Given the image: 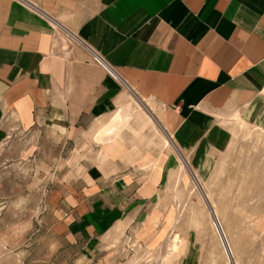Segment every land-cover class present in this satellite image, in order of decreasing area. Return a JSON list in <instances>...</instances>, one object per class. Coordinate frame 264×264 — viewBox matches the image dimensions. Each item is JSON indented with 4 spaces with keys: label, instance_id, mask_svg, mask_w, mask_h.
I'll list each match as a JSON object with an SVG mask.
<instances>
[{
    "label": "crops",
    "instance_id": "crops-1",
    "mask_svg": "<svg viewBox=\"0 0 264 264\" xmlns=\"http://www.w3.org/2000/svg\"><path fill=\"white\" fill-rule=\"evenodd\" d=\"M235 121L264 130V0H0V125L69 160L56 234L110 227L117 264L149 250L175 160L225 148Z\"/></svg>",
    "mask_w": 264,
    "mask_h": 264
},
{
    "label": "rangeland",
    "instance_id": "rangeland-1",
    "mask_svg": "<svg viewBox=\"0 0 264 264\" xmlns=\"http://www.w3.org/2000/svg\"><path fill=\"white\" fill-rule=\"evenodd\" d=\"M235 122L224 128L225 148L208 141L209 161L175 160L181 168L172 165L161 191L158 239L122 264H264V130ZM62 152L45 131L0 125V264H117L103 235L110 227L96 237L53 228L49 195L70 177Z\"/></svg>",
    "mask_w": 264,
    "mask_h": 264
},
{
    "label": "built area",
    "instance_id": "built-area-1",
    "mask_svg": "<svg viewBox=\"0 0 264 264\" xmlns=\"http://www.w3.org/2000/svg\"><path fill=\"white\" fill-rule=\"evenodd\" d=\"M96 62H97L98 64H100V65L102 64V62H101L100 59H96ZM221 231H222V233H223L224 240H225V242H226V244H227V246H228V249L230 250V253H231V249H230V247H229V244H228L227 238L225 237V234H224V232H223L222 229H221Z\"/></svg>",
    "mask_w": 264,
    "mask_h": 264
},
{
    "label": "water",
    "instance_id": "water-1",
    "mask_svg": "<svg viewBox=\"0 0 264 264\" xmlns=\"http://www.w3.org/2000/svg\"><path fill=\"white\" fill-rule=\"evenodd\" d=\"M184 163H185V160H184ZM186 164V163H185ZM187 165V164H186Z\"/></svg>",
    "mask_w": 264,
    "mask_h": 264
}]
</instances>
